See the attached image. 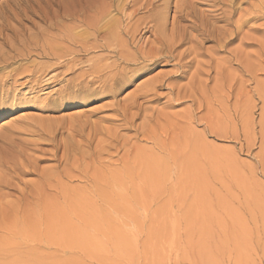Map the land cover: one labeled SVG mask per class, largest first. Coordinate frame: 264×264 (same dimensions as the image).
Wrapping results in <instances>:
<instances>
[{
  "label": "rangeland",
  "instance_id": "rangeland-1",
  "mask_svg": "<svg viewBox=\"0 0 264 264\" xmlns=\"http://www.w3.org/2000/svg\"><path fill=\"white\" fill-rule=\"evenodd\" d=\"M161 4L156 63L88 85V59L115 58H69L65 38L105 14L137 28L134 56L153 13L0 0V264H264V0Z\"/></svg>",
  "mask_w": 264,
  "mask_h": 264
},
{
  "label": "bare ground",
  "instance_id": "bare-ground-1",
  "mask_svg": "<svg viewBox=\"0 0 264 264\" xmlns=\"http://www.w3.org/2000/svg\"><path fill=\"white\" fill-rule=\"evenodd\" d=\"M113 1V0H112ZM160 1L162 0H148L144 4H140L141 0H132V3L134 6L140 5L141 8L148 10V13H153L151 16H149V19H151V23H154L153 26V36L155 37V43H153V46H151L149 49H144L143 47H135V52L134 56L129 54L128 48L131 47L134 44L135 38H136V33H137V28L134 31H130L129 29H121L119 33H112L114 29H119L118 23L116 22H107L104 24V29L99 28V24L103 21L105 14H101L100 17L94 19L91 23L92 28L95 30V35L86 37V38H81L78 36H68L65 38V42L71 47L67 50V53L69 54V58L71 56H90L95 53H107L108 55H111L109 59L115 58L113 62L111 63H103V61H93L94 58L88 59L87 62H92V65L90 66V71L91 75L95 76L93 77V80L88 81V85L90 83H94V79L98 80H112L114 81L117 79L118 76H122L123 74L126 73L127 69L129 68L128 66L133 65L145 61H151L153 63H156L157 59L161 57L160 50L157 48L154 44L160 45L161 47V37H163L165 33V28L167 27V19L165 17H162V9L167 6V5H157ZM178 1V0H177ZM182 1V0H181ZM236 2V1H235ZM115 3V1L113 2ZM237 3V2H236ZM235 3V4H236ZM177 5V4H176ZM130 6V5H129ZM114 7V6H113ZM117 7V6H116ZM131 7V6H130ZM110 9V8H109ZM115 9V8H114ZM118 9V8H117ZM232 11V10H231ZM143 12V11H142ZM147 12V11H146ZM260 12V11H259ZM258 12V14H259ZM175 13V12H174ZM176 13L180 14L179 18H185L192 16L194 14V9L190 5H179V7L176 8ZM207 13H205L206 15ZM255 14V13H254ZM65 15V14H64ZM208 15V14H207ZM137 16V15H136ZM209 17V16H208ZM175 18V17H174ZM187 19V18H186ZM222 20V18H221ZM176 21V20H174ZM130 22V21H129ZM128 22V23H129ZM84 23V22H83ZM243 24V23H242ZM227 25V24H226ZM241 25V24H240ZM208 26V25H207ZM219 28V27H218ZM213 30V29H212ZM218 30V29H217ZM172 31V30H170ZM208 31V30H207ZM236 32V31H235ZM146 33V32H145ZM214 33V32H213ZM217 33V32H216ZM237 33V32H236ZM224 33L223 35H225ZM230 34V33H229ZM239 34V33H238ZM66 35V34H65ZM90 35V34H89ZM88 35V36H89ZM211 35V34H210ZM213 35V34H212ZM227 35V34H226ZM219 36V35H218ZM217 36V37H218ZM222 36V34H221ZM220 36V37H221ZM230 36H228L229 38ZM234 37V36H233ZM179 42L184 41V37H179ZM224 38V37H223ZM214 39V38H213ZM30 40V39H29ZM232 40V39H231ZM191 42V41H190ZM218 42V41H217ZM230 42V41H229ZM6 43V42H5ZM175 43V42H174ZM184 43V42H183ZM231 43V42H230ZM218 44V43H217ZM149 45V44H148ZM170 45V44H169ZM176 45V44H175ZM184 45V44H183ZM215 45V44H214ZM220 45V44H218ZM142 46V45H141ZM177 46V45H176ZM182 46V45H181ZM217 46V45H216ZM183 47V46H182ZM200 47V45H199ZM218 47V46H217ZM48 48V47H47ZM220 49V47H218ZM59 49V48H58ZM174 49V48H173ZM29 50V49H28ZM38 50V49H37ZM41 50V49H40ZM11 51V50H10ZM199 51V50H198ZM228 51V50H227ZM30 52V51H29ZM28 52V53H29ZM42 52V51H41ZM46 52V51H45ZM44 52V54H45ZM49 52V49H48ZM175 52V51H174ZM178 52V51H177ZM184 52V51H183ZM192 52V49H191ZM195 52V51H194ZM18 53V52H17ZM27 53V54H28ZM190 53V52H189ZM20 54V53H19ZM47 54V52H46ZM58 54V53H57ZM180 54V53H179ZM21 55V54H20ZM19 55V56H20ZM49 55V54H48ZM60 55V54H59ZM169 55V54H168ZM186 55V54H185ZM199 55V54H198ZM39 56V55H38ZM51 58L55 59L57 58L55 54L51 53ZM170 56L173 59V51L170 52ZM169 56V57H170ZM179 56V55H178ZM183 56V55H182ZM197 56V55H196ZM62 57V56H61ZM16 57H0V64L7 65L9 64L10 60H15ZM28 58V57H27ZM50 58V59H51ZM66 58V59H69ZM75 61V58H73ZM107 59V60H109ZM169 59V58H167ZM47 60V59H46ZM49 60V58H48ZM52 60V59H51ZM59 61V59H57ZM64 60V59H63ZM62 60V61H63ZM71 60V59H70ZM174 60V59H173ZM238 60V59H237ZM71 61V62H72ZM112 61V60H111ZM162 61V60H161ZM164 61V60H163ZM61 62V60L59 61ZM65 62V61H64ZM78 62V61H77ZM171 62V61H170ZM192 62V61H191ZM69 63V62H68ZM67 63V64H68ZM149 63V62H148ZM58 64V63H56ZM62 64V63H61ZM70 64V63H69ZM74 64V63H73ZM144 64V63H143ZM185 64V63H184ZM181 66V64H179ZM253 65V64H252ZM67 66V65H66ZM255 66V65H254ZM128 67V68H127ZM188 67V66H187ZM63 68V67H62ZM150 68V67H149ZM181 68V67H180ZM147 69V68H146ZM183 69V68H182ZM117 70L118 72L115 73L113 76H105V72L107 71H113ZM254 70V68H253ZM131 71V69L129 70ZM179 72V71H178ZM181 72V71H180ZM179 72V74H180ZM253 72V71H252ZM46 73V72H45ZM128 73V72H127ZM205 73V72H204ZM256 74V73H255ZM134 75V74H133ZM200 75V74H199ZM14 76V75H13ZM125 76V75H124ZM255 76V75H254ZM123 77V76H122ZM121 77V78H122ZM120 78V77H118ZM33 79V78H32ZM50 80V79H49ZM155 80V79H154ZM153 80V81H154ZM1 81V80H0ZM99 82V81H98ZM115 82V81H114ZM152 82V81H151ZM153 84L156 83V81L152 82ZM82 84V83H81ZM80 84V85H81ZM95 84V83H94ZM93 84V85H94ZM102 84V83H101ZM110 83L108 84V86ZM196 85V84H195ZM79 86V85H78ZM111 86V85H110ZM114 86V85H113ZM150 86V85H149ZM1 87V86H0ZM142 87V86H141ZM166 87V86H165ZM172 87V86H171ZM102 88V87H101ZM109 87L105 88V91L107 92ZM114 88V87H113ZM117 88V86H116ZM168 88V86H167ZM5 89V88H4ZM140 89V88H139ZM160 89V88H159ZM172 89V88H171ZM5 91V90H4ZM104 91V92H105ZM110 91V90H109ZM111 93V91L109 92ZM115 93V92H113ZM142 93V91H141ZM8 94V93H7ZM147 95V93L145 94ZM152 95V94H151ZM154 95V93H153ZM156 95V94H155ZM185 95V94H184ZM193 97V96H192ZM191 100V99H190ZM194 101V100H193ZM125 104V103H123ZM133 107V106H132ZM131 108V107H130ZM137 108V107H136ZM139 108V107H138ZM125 109V108H124ZM131 110V109H130ZM2 111V110H1ZM137 111V110H136ZM141 111V110H140ZM142 113V112H141ZM140 113V114H141ZM130 118V117H129ZM51 127V126H50ZM58 127V126H57ZM49 128V127H48ZM57 129V128H56ZM41 130V129H40ZM39 135V134H38ZM48 135V134H47ZM70 136V135H69ZM80 137V136H79ZM43 140V139H42ZM73 141V140H72ZM76 144V143H75ZM196 154V153H195ZM30 156V155H29ZM189 167V166H187ZM13 174V173H12ZM22 174V173H21ZM26 174V173H25ZM1 194V193H0ZM7 251V250H6ZM20 251V250H19ZM18 252V251H17ZM9 254V253H8ZM19 255V254H18ZM15 257V256H14ZM11 258V257H10ZM16 258V257H15ZM32 258V257H31ZM27 259V258H26ZM32 261V260H31ZM2 262V261H1ZM3 263V262H2ZM12 264V262H11ZM31 264V263H30Z\"/></svg>",
  "mask_w": 264,
  "mask_h": 264
}]
</instances>
